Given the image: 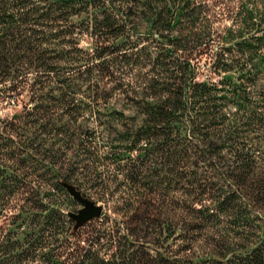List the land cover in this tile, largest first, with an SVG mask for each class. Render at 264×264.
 <instances>
[{"label": "trees", "instance_id": "16d2710c", "mask_svg": "<svg viewBox=\"0 0 264 264\" xmlns=\"http://www.w3.org/2000/svg\"><path fill=\"white\" fill-rule=\"evenodd\" d=\"M203 66L222 78H199ZM10 69L44 132L55 111L77 119L88 110L100 132L74 121L61 140L103 150L122 177L95 162L65 169L41 143H20L13 168L8 134L19 122L0 121V214L16 184L69 182L89 197L94 185L126 183L162 230L180 224L203 246L200 262L182 255L181 264H264V0H0V77ZM217 171L226 187L212 180ZM176 187L190 202L170 196ZM209 192L218 204L195 206ZM34 206L43 208L38 198ZM84 251L81 264H110L95 246Z\"/></svg>", "mask_w": 264, "mask_h": 264}, {"label": "rangeland", "instance_id": "374dc122", "mask_svg": "<svg viewBox=\"0 0 264 264\" xmlns=\"http://www.w3.org/2000/svg\"><path fill=\"white\" fill-rule=\"evenodd\" d=\"M80 38L81 47L92 48V39L87 34ZM203 70L199 78L211 77L216 81L222 78L208 71L205 66ZM15 74L14 70L10 69L8 75L0 77V121L19 122V126L21 125V128L15 125L8 134L13 140L10 141L8 149L14 152L10 154H13V157L9 161L13 168L18 167L17 151L20 143L34 145L41 143L42 146H50L59 151L57 153L59 161L65 169L95 162L97 172L122 177V173L117 170H107L108 160L105 159L106 153L103 150L91 154L78 152L77 144L67 143L66 139L61 140L62 129L74 121H77L74 124L76 126L79 124L83 127L89 126L95 132V136L98 131L100 132L98 121L88 116V110H82L83 115L77 119L70 118L63 110H57L50 117L52 122L48 127L50 132H44L40 126L41 122L37 121L38 116L28 115V110L34 103H31L27 90L20 91L12 87L20 78ZM224 76L234 82L237 81L234 72ZM262 82L264 83L263 77L260 79V83ZM227 95L229 98L230 94ZM229 108L236 111V105H230ZM84 116L90 120H84ZM3 126L4 124H0V134L4 136L6 133H2ZM108 132L106 130V133ZM255 137L256 134L253 135L252 141L257 140ZM93 149L94 147L91 151ZM219 172L214 173L215 177H212V180L219 181L220 186L226 187L227 183L221 180ZM87 173L89 172L84 175H90ZM41 184L40 190L35 181L28 183L25 190L18 189L16 184L8 200V207L0 214V263L3 262L1 264H81L84 249L89 246H95L98 253L109 260L110 264H181L182 255L190 256L192 262H200L205 256L203 246L198 241L186 240L182 236L180 224L170 232L162 230L163 224L158 220V215L154 217V209L147 206V203L138 207L136 196L130 193L126 183L117 189L113 186L108 188L94 185L87 193L90 198L104 206V211L100 217L87 222L78 230H74L75 221L69 217L68 212L77 211L82 204L71 196L65 187L57 186L55 180L44 179ZM168 192L181 202L182 199L189 201L193 197L186 189L179 187L171 188ZM27 195L22 211L20 208ZM36 198L43 204L42 209L34 206ZM216 202L217 196L209 192L205 195L204 201L196 203L195 206L201 207L204 204L216 206L218 204ZM227 218L225 217V222ZM258 233H261V228ZM166 236L168 237L165 239ZM133 241L134 244L130 246L129 243ZM125 244L128 247H124ZM122 249L125 252L120 255ZM188 263L192 264L190 261Z\"/></svg>", "mask_w": 264, "mask_h": 264}, {"label": "water", "instance_id": "95a60500", "mask_svg": "<svg viewBox=\"0 0 264 264\" xmlns=\"http://www.w3.org/2000/svg\"><path fill=\"white\" fill-rule=\"evenodd\" d=\"M63 185L70 195L82 204V207L77 211L68 212L69 217L75 221L74 230H78L87 222L102 215L104 211V206L102 204H99L94 199L84 195L82 190L78 189L77 186L72 183L63 182Z\"/></svg>", "mask_w": 264, "mask_h": 264}]
</instances>
